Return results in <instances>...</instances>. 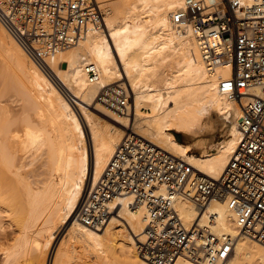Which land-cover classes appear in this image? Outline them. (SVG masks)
Returning a JSON list of instances; mask_svg holds the SVG:
<instances>
[{
	"label": "bare ground",
	"instance_id": "obj_1",
	"mask_svg": "<svg viewBox=\"0 0 264 264\" xmlns=\"http://www.w3.org/2000/svg\"><path fill=\"white\" fill-rule=\"evenodd\" d=\"M97 1L105 11V29L90 27L75 46L49 59L50 75L0 21V51L13 69L12 83L3 75L0 84V229L5 219L19 229L3 250L4 264H28L30 251L41 250L38 236L49 232L43 247L50 249L52 227L59 224L58 233L69 223L53 264H151L137 250L146 240L148 211L134 205L133 195L112 200L111 215L98 229L79 218L115 153L134 136L221 180L238 147L242 104L218 89L220 80L231 76V65L208 71L192 32L172 20L183 0ZM88 65L98 81L90 82ZM118 86L130 90L127 109L102 96ZM10 91L19 98L16 107L4 104ZM91 103L110 121L95 119L85 107ZM145 105L150 107L144 110ZM33 166L41 170L37 177L28 171ZM175 206L187 229L198 224L219 238L236 237L224 264H264V243L240 233L226 200L214 199L199 210L179 197ZM179 263L194 264L183 256Z\"/></svg>",
	"mask_w": 264,
	"mask_h": 264
},
{
	"label": "built area",
	"instance_id": "obj_2",
	"mask_svg": "<svg viewBox=\"0 0 264 264\" xmlns=\"http://www.w3.org/2000/svg\"><path fill=\"white\" fill-rule=\"evenodd\" d=\"M183 2L173 22L192 32L208 71L231 65V76L220 80L218 89L242 104L241 136L225 174L211 179L169 152L128 137L88 192L79 218L98 229L111 215L110 202L131 194L134 205L148 211L146 240L137 249L143 259L180 264L183 256L194 264H224L234 253L236 237L219 238L198 224L187 229L175 204L186 197L203 210L212 200L224 199L240 233L264 243V0ZM0 21L48 75L49 59L75 46L90 27H106L97 0H0ZM85 72L91 83L98 81L93 65ZM102 96L125 109L131 101L128 87Z\"/></svg>",
	"mask_w": 264,
	"mask_h": 264
},
{
	"label": "rangeland",
	"instance_id": "obj_3",
	"mask_svg": "<svg viewBox=\"0 0 264 264\" xmlns=\"http://www.w3.org/2000/svg\"><path fill=\"white\" fill-rule=\"evenodd\" d=\"M0 53H1V51H0ZM3 56V57H2ZM3 58H5V56L1 53L0 54V84L2 83V77H3V75H6V76H8V78H7V83H8V85H10L11 83H12V81H11V79L9 78L10 77V75H11V73L13 72L12 70V68L10 67V66H8V65H10V63H7L9 60L8 59H3ZM4 60V61H3ZM7 60V62H6V64H5V61ZM8 66V67H7ZM5 67V68H4ZM10 70V71H9ZM8 73H10V74H8ZM50 78H52V79H54V77L53 76H51ZM55 80V79H54ZM53 80V81H54ZM55 82V81H54ZM57 82V81H56ZM57 84H58V82H57ZM59 85V84H58ZM1 86V85H0ZM1 88V87H0ZM11 93V91L10 92H8L7 94H6V98H4L3 99V101H4V104L5 105H11V107H16V105H19V103H17V100L19 99L18 97H17V95L16 94H11L12 96H10L9 94ZM13 93V92H12ZM16 93V92H15ZM14 99V100H13ZM14 101V102H13ZM71 101V103H72V105H74V107L76 106L75 104H73V103H75L73 100H70ZM133 101V100H132ZM132 101H131V105H132ZM11 103V104H10ZM15 105V106H14ZM85 107H87L86 109L87 110H89L88 112H90L91 113V115L93 114V116L95 117V119L97 118V119H99L102 123H104V121L106 122V120L107 121H110V119H109V116H108V114H106L104 111H102L100 108H98L94 103H91V104H86V106ZM131 107V106H130ZM129 107V108H130ZM150 106L149 105H145V109L144 110H146L147 108H149ZM76 110H77V112H78V110L79 109H77V106H76ZM79 113H80V116H81V112L79 111ZM78 113V114H79ZM82 118H83V115H82ZM103 121H102V120ZM128 131V133H130V132H132L131 130H127ZM87 132V131H86ZM174 134H175V136H176V138L180 141V142H183L184 141V139H183V135L182 134H180V133H178V132H174ZM222 138H217V141H220ZM37 166H33V167H30V168H28V171H35L34 172V174H35V176L37 175H39L40 174V172H41V170L40 171H38L37 170V168H36ZM33 169H36V170H33ZM38 171V172H37ZM36 176V177H37ZM6 224H5V228H4V230L2 231L1 229H0V264H4V252H3V250L6 248V247H8V246H10V244H13L14 242H15V240L17 239V237H19V229H18V226H16V225H11L10 223H9V221H8V219H5V221H4ZM8 222V223H7ZM71 225V223H69L68 225H66V226H64V229H63V231L62 232H58V233H56L57 232V230L58 231H61L62 230V227L58 224V225H56V226H54V227H52L53 229L51 230V231H53L54 232V234L56 235H54V239H53V243H52V245L50 246V249H45V247H43V245L45 246V242H46V239H47V237H48V234H49V232H48V234H47V232L46 233H43V234H46V235H40V236H38V240L40 241V243H41V245H40V249L42 250V252H41V250H37L36 251V249H33V253H32V251H30V254H29V263L28 264H38V263H40V264H43V260H41V259H43L44 258V260L46 261V264H53V261H52V259L54 260V257H55V254L57 253V250L59 249V247H60V243H61V241H62V238L68 233V229L70 230L71 229V227H72V225ZM13 226V227H12ZM58 226V227H57ZM60 228V229H59ZM7 229V230H6ZM55 229V230H54ZM15 231V232H14ZM18 232V233H17ZM12 233V234H11ZM15 233V234H14ZM42 236V237H41ZM40 238V239H39ZM57 241V242H56ZM8 245V246H7ZM59 246V247H58ZM43 247V248H42ZM64 249L65 247L63 246V247H61V249ZM34 250H35V252H34ZM33 254V255H32ZM36 255V256H35ZM40 256H42L41 257V259H40ZM47 256V257H46ZM36 257V258H35ZM35 258V259H34ZM38 258V259H37ZM36 260H37V263H35L36 262ZM40 261V262H39ZM30 262H32V263H30ZM42 262V263H41Z\"/></svg>",
	"mask_w": 264,
	"mask_h": 264
}]
</instances>
